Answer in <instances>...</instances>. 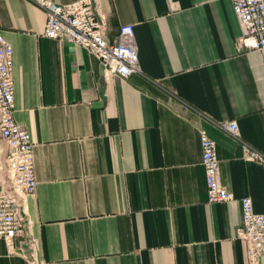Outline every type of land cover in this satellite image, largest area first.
Instances as JSON below:
<instances>
[{"label": "crops", "instance_id": "0c3cea01", "mask_svg": "<svg viewBox=\"0 0 264 264\" xmlns=\"http://www.w3.org/2000/svg\"><path fill=\"white\" fill-rule=\"evenodd\" d=\"M67 5L78 0H49ZM108 42L135 30L140 71L108 75L84 48L46 38L33 0H0L14 50L15 121L38 186L21 210L44 264H264L239 236L241 199L264 215V51L239 46L232 0H93ZM236 121L238 135L220 125ZM201 132L232 195L209 204ZM0 138V159L7 154ZM0 239V264H30Z\"/></svg>", "mask_w": 264, "mask_h": 264}, {"label": "built area", "instance_id": "2783aa9c", "mask_svg": "<svg viewBox=\"0 0 264 264\" xmlns=\"http://www.w3.org/2000/svg\"><path fill=\"white\" fill-rule=\"evenodd\" d=\"M46 14L44 36L50 40L84 48L103 64L106 74L127 78L140 71L134 26L122 25L115 41L108 42L104 19L93 8V0H78L58 5L49 0H33ZM234 12L244 29L239 46L246 50L264 51V0H232ZM14 50L0 30V138L7 144V154L0 159V239L16 253L15 242L21 240L25 248L20 252L30 264H44L39 260L41 241L30 231V223L23 220L21 210L26 196L36 193L34 143L30 132L14 119ZM220 127L238 135L236 121ZM202 165L205 170L208 203H224L232 195L220 180L215 142L201 132ZM246 159L264 168V153L243 143ZM243 225L238 233L246 242L251 262L264 257V215L254 211L250 197L241 199Z\"/></svg>", "mask_w": 264, "mask_h": 264}]
</instances>
